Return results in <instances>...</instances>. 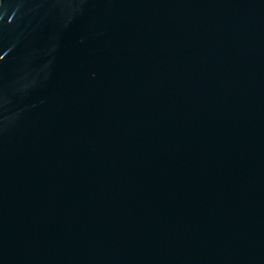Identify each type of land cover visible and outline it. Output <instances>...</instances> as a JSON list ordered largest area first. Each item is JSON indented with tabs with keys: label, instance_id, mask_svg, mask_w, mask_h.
<instances>
[{
	"label": "water",
	"instance_id": "95a60500",
	"mask_svg": "<svg viewBox=\"0 0 264 264\" xmlns=\"http://www.w3.org/2000/svg\"><path fill=\"white\" fill-rule=\"evenodd\" d=\"M0 264H264V0H0Z\"/></svg>",
	"mask_w": 264,
	"mask_h": 264
}]
</instances>
